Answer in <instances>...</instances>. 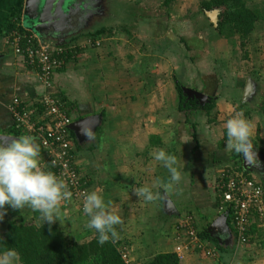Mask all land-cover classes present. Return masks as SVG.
I'll return each mask as SVG.
<instances>
[{"label":"crops","instance_id":"crops-1","mask_svg":"<svg viewBox=\"0 0 264 264\" xmlns=\"http://www.w3.org/2000/svg\"><path fill=\"white\" fill-rule=\"evenodd\" d=\"M23 1L25 5V0H0V144H6L14 137L27 134L16 124L10 110L15 98H19L23 105H36L42 102L45 96L54 95L60 99L65 106L64 109L69 110L70 113H72L70 106L75 105L72 115L73 124L82 123L76 124L75 128L72 126L79 168L83 176L88 178L90 191L95 190L101 193L106 205L121 216L123 223L117 225L116 229L119 228L117 232H120L119 234L122 236L119 235L117 243L127 246L129 243L132 246L136 244L133 250L128 246L133 264H142V258L139 257L141 254H145L143 263L146 264L158 254L175 252V248L179 244L176 240L175 224L181 213H186L183 211L184 208H189L194 213L200 232L209 228L213 221L220 216L216 201L219 171L223 167L234 166V161L237 159L241 161L242 166L244 165V156L226 147L227 143H222L227 140L226 130L225 134L222 133L219 147L213 149L212 154L210 152V156H207V166H203L206 158L205 153L196 154L195 161L191 157L193 164L186 170L182 169V166L187 161L184 162L181 158L177 159L181 181L172 184L169 190L168 185L171 182L169 171L153 158L154 155L149 158V153L151 154L153 149L155 153L160 151L172 137L173 128L168 125H171L172 118L175 116H169L168 113L174 112V109H171L172 112L166 110L167 107L165 108L164 104L167 99L166 86L172 90L176 89L175 78L167 80V78L159 77L160 84L158 86L150 85V79L143 78L144 73H140L147 72L148 65L143 71H140L142 64L139 65V61L136 66L132 67L131 72L137 70L136 75L140 78V88L128 83V81H133L135 72H132V78L123 77L115 67L116 71L111 72L113 75L106 76L108 66H117L116 60L109 59L110 53L105 52L107 49L87 47L88 41H86L84 46L80 45L83 47L82 52L74 56L73 60L69 59L63 69L55 72L51 86L45 85L39 79L38 67L31 65L25 56L16 52L5 33V28L11 19L8 17L11 8L22 6ZM39 40L42 42V39ZM98 41L103 42V39ZM43 42L48 45L55 44L48 41ZM173 44L178 45L176 40ZM88 53L91 56L86 57ZM143 62L145 63L144 60ZM167 65H170L171 67H169L174 71L172 64L168 63ZM109 80L112 81L110 84ZM118 81H127V84L123 82L122 85L117 86ZM221 84L223 83L220 82ZM238 85H236V89L240 91ZM109 86H113L115 89L109 90ZM120 93L124 95L122 101L118 99ZM223 98L220 97L218 100L217 109L227 111V113L235 112L234 101ZM161 99L163 100L162 108L158 102ZM172 103L173 106L178 105L173 98ZM170 108H172L171 105ZM251 125L253 128V152L256 158L249 165L256 166L254 168L257 170L252 169L250 172L264 186V121L257 120ZM152 137H154L153 140ZM206 137L210 141V133ZM36 142L40 146L37 138ZM152 146L156 147L152 149ZM44 159L41 150L40 163ZM156 182H159V186L153 187ZM144 186L152 188L155 194L159 193V196L170 197L173 207L170 204L166 205L165 200L159 199L158 195L159 200L151 202L137 198L134 189ZM172 196L175 198L173 197V199ZM188 200L189 202H187ZM14 210L10 206H5V215L0 220V233L6 232L9 223L17 218L13 214ZM59 215L61 221L57 219L52 224L58 225L65 234L70 235L75 241L85 243V236L93 235L92 239L97 236L94 229L86 227L89 217L72 197L69 200L61 201ZM21 216L27 221H34L38 226L48 224L44 223L39 212L27 207L21 210ZM174 219L176 220L173 223ZM165 223H168L169 226H165ZM155 226H158L159 239L154 246H150L146 240L138 246L135 237L134 243L129 240V237L133 235L139 236L135 229L141 228L142 234H144L145 230L155 231ZM254 231H260V229ZM255 234L257 233L255 232ZM220 235V238L216 237L220 242H225L229 237L224 231H221ZM122 239L127 243H124ZM253 242L260 246L258 252L264 250V243ZM150 253L153 255L151 256ZM249 258L251 261L242 258L238 260H243V264H259L257 261L259 258L254 259L250 256ZM224 259V257L223 259L220 257L217 262L200 251H187L184 253L181 264H226Z\"/></svg>","mask_w":264,"mask_h":264},{"label":"rangeland","instance_id":"rangeland-1","mask_svg":"<svg viewBox=\"0 0 264 264\" xmlns=\"http://www.w3.org/2000/svg\"><path fill=\"white\" fill-rule=\"evenodd\" d=\"M164 1L99 0L97 4L89 5L88 0H81V3L78 4V13L82 15V18L89 9H92V11L96 9V12L94 15H88L82 21L83 26L81 29L67 34L69 37H67L66 43L70 44L76 38L77 45L84 46L86 41L93 42L95 41L92 40L93 38H87L88 34L104 26L108 30H112V33L100 38L99 40L103 39V42L99 46L87 45V47L107 49L105 52L107 54L110 53L109 59L116 60L117 66H108V71L105 73L106 76L113 75L112 73L116 71V68L120 76L123 77H131L132 72H135L133 81H128V83L140 88V78L136 75L137 70L131 72L132 67L136 66L139 61V65L142 64L140 71H143L148 65L147 72L143 71L140 73H144L143 78L150 79V85L158 86L160 84L159 77L172 80L177 75L187 88L193 89L194 93L197 91L204 94V96L197 93H195V96L191 95V99L196 98L198 106L202 107L205 103H208L209 97L214 98L215 106L208 113L201 109L198 112H182L178 110V105H172V98L178 104L177 90H172L166 86L167 99L164 106L165 108L167 107L166 110L174 109V112L171 110L172 113L169 112L168 115H174L175 117L172 118L173 122H171V125H168L173 128L172 137L162 146L164 148L161 150L175 155L177 159L181 158L184 162L187 161L182 166V169L186 170L193 164L191 157L195 161L196 154L205 153L206 158L203 166L206 165L207 156H210V152L212 154L213 149L219 147L222 136L225 134L226 121L236 112H243L245 118L252 121L251 123L253 124L257 120L264 121V16L256 23L255 29L249 38L243 39L239 35H235L228 39L219 35L216 30L217 26L212 22L211 17L207 12L205 13L201 10V2L204 0H174L169 6L165 5ZM246 2L251 8L259 9L264 15V0H246ZM97 13L99 14L96 15ZM77 22L78 20L75 21L73 28L78 26ZM79 32H82L79 34L80 36L77 35L79 37H70L71 34H78ZM180 35L187 40L189 50L184 43L179 42ZM175 40L178 43L177 46L173 44ZM74 43L75 41L72 44ZM86 55V57H89L90 53ZM73 59L71 58L70 60ZM168 63L173 65L174 71L170 68V65V67L167 65ZM90 70L92 69L90 68ZM248 79L252 80L254 88L252 93L245 99L244 93ZM111 82L109 80V84ZM123 82L127 84V81ZM123 82L118 81L117 86L122 85L121 83ZM220 82L223 84L220 85ZM234 84H239L238 88L241 90L236 89ZM113 86H109L108 89H115ZM123 96L120 93L118 99L122 101ZM220 97L234 101L235 112L227 113V111L217 109V102ZM158 102L162 108L163 100H158ZM123 105L125 104L123 103ZM170 105L172 108H170ZM151 121L153 122V120ZM209 133L210 141L206 137ZM222 143L226 144L227 140ZM208 146L210 147L208 148ZM154 147L152 146V149ZM154 154L153 149L152 153H149V158H152ZM151 175L153 176V174ZM155 195H158L159 199H164L166 205L173 203L172 199L167 195L159 196V193ZM179 195L185 196L184 194ZM173 197L175 198V196ZM158 198L155 201L159 200ZM77 202L80 204L79 201ZM183 211L189 212L190 210L189 208H184ZM176 219H174L173 223ZM254 222L253 224H259L258 219H255ZM164 225L169 226L168 223ZM258 228L260 231H255L257 234H252V240L254 239L253 241L257 244H263L264 226ZM135 232H138L139 236L133 235V238L129 237V240L133 243L136 241L138 246L145 240L148 244L150 243V246H154L159 239L158 226H155V231L145 230L144 234H142L141 228L135 229ZM119 235L122 236V234ZM231 235V241L233 242L228 245L229 249L227 250H232L229 252L230 257L225 256L224 262L226 264H243L242 262L245 259L251 261L249 256L254 259L259 258L257 260L258 263L264 264V250L258 252L260 246L254 244L253 241L248 244H238L234 236L235 233ZM92 237L93 235H87L84 237V241L87 242ZM124 243L127 242L124 240ZM135 245L133 244L132 246L129 243L128 246L133 250ZM235 250L236 252L232 253ZM144 255H139L142 258V264H144ZM150 255L152 256L153 254L150 253ZM211 258L216 261L219 260V256ZM241 258L243 260L239 261Z\"/></svg>","mask_w":264,"mask_h":264},{"label":"built area","instance_id":"built-area-1","mask_svg":"<svg viewBox=\"0 0 264 264\" xmlns=\"http://www.w3.org/2000/svg\"><path fill=\"white\" fill-rule=\"evenodd\" d=\"M101 43L102 41L95 40L89 41L88 45L99 46ZM11 45L31 65L38 67L39 79L47 86H51L55 72L63 69L69 60V49L66 46L43 44L32 32H13ZM22 103L19 98H15L10 107L16 124L27 134L37 138L45 157L41 166L64 181L72 193L71 197L79 201L83 209V194L89 192L90 188L76 158L72 116L67 115L62 102L54 95L45 96L38 103L42 110L37 104ZM246 171L251 175L247 167L243 166L239 170L229 165L219 171L217 180L221 215L232 212V225L237 241L241 244L252 241V234L248 232L255 219L259 220L261 227L264 226V186L254 176L249 177ZM175 230L179 243L175 252L181 259H184L187 251H200L209 257H217L212 251L214 246L200 236L194 215L181 214L176 221ZM123 257L130 260L127 252H123Z\"/></svg>","mask_w":264,"mask_h":264},{"label":"trees","instance_id":"trees-1","mask_svg":"<svg viewBox=\"0 0 264 264\" xmlns=\"http://www.w3.org/2000/svg\"><path fill=\"white\" fill-rule=\"evenodd\" d=\"M173 1L174 0H165L164 4L169 6ZM214 9H221V12L218 14V26L216 30L219 35L228 39L235 35H239L243 39L249 38L255 29L256 23L264 16L259 9L251 8L246 0H204L201 2V10L203 12L206 13ZM23 10L24 1L22 6H13L10 10L8 17L11 19L5 28V33L10 42L13 40V32L15 31L22 33L32 32L27 30L22 22ZM111 31L112 30H108L103 26L89 33L87 38L99 40L104 35L112 33ZM74 41L75 43L72 44ZM76 41L77 38L73 40L72 43L64 45L69 49L68 59L77 56L83 50V47L77 45L78 43L76 44ZM180 41L184 43L185 47L189 50L187 40L183 36H180L179 42ZM175 85L179 97L178 110L182 112H198L201 109L208 113L210 109L215 106L213 97H209L208 103H205L202 107L198 106L196 98L194 97L191 99V95L195 96L194 91H192L193 89L187 88L177 76H175ZM37 107H40L42 110L40 104H37ZM62 108L64 109L65 106ZM70 110L72 113L66 110L68 116L73 115L75 105L72 104ZM153 138L154 137H152V140ZM234 167L239 168V170L243 169L242 163L238 159L234 161ZM246 174L248 175L249 173L246 171ZM251 176L253 175L249 174V177ZM216 201L218 208H220V198L218 194H216ZM186 213L194 215L191 211ZM13 214L17 218L9 223L6 232L0 233V250L7 247L15 248L22 258V264H133L131 257L130 260H126L123 257V252H127L130 255L126 244L119 245L117 241H113L110 238L108 242L100 245L97 242L98 234L88 242L79 243L70 235L65 234L58 225L44 224L38 226L34 221L25 220L21 216V210L15 209ZM181 214L183 215L184 212ZM219 214L221 215L220 209ZM232 223V212H228L230 233H235L234 236L235 239H237ZM253 223L248 233L254 235V230L259 229L258 227L261 226ZM200 236L204 241L214 246L212 251L215 255L219 256V258L221 257L223 259V257L229 256L230 253L228 252H230V250H227L229 249L228 245L233 242L230 236L225 242H220L208 232V228L203 229L200 232ZM234 252H236V250L233 251V253ZM181 260L182 259L176 252H168L156 255L146 264H181Z\"/></svg>","mask_w":264,"mask_h":264},{"label":"clouds","instance_id":"clouds-1","mask_svg":"<svg viewBox=\"0 0 264 264\" xmlns=\"http://www.w3.org/2000/svg\"><path fill=\"white\" fill-rule=\"evenodd\" d=\"M252 136V125L243 112H236L226 121L227 147L243 155L249 163L256 158ZM40 155L36 138L29 134H22L6 144H0V220L5 215L6 205L16 210L27 207L39 212L44 223L49 225L60 220L61 201L69 200L72 193L54 172L41 166ZM153 158L169 171L170 190L172 184L181 181L177 157L160 150ZM158 186L159 182L153 185ZM134 191L139 198L149 202L157 198L152 188L147 186ZM83 212L89 217L86 227L94 229L98 234V244L103 245L110 238L113 241L119 239L116 226L123 221L119 214L106 205L101 193L92 190L83 194ZM0 264H22V258L15 248L7 247L0 250Z\"/></svg>","mask_w":264,"mask_h":264},{"label":"water","instance_id":"water-1","mask_svg":"<svg viewBox=\"0 0 264 264\" xmlns=\"http://www.w3.org/2000/svg\"><path fill=\"white\" fill-rule=\"evenodd\" d=\"M88 2L89 5H95L99 0H88ZM80 3L81 0H25L23 11L24 26L27 30L32 31L39 39H42V42L52 41L56 46H64L67 44V37H69L67 34L73 33L74 30L81 29L83 26L82 21H84L88 15H94L96 12V9L92 11V9L88 8L89 10L87 9L88 11L82 18V15L78 13V4ZM220 10L221 9H214L207 12L215 26H218V14ZM98 14L99 13L96 15ZM76 20H78V26L73 28ZM71 28L73 29L69 31ZM81 33L82 32L71 34L70 37H76ZM43 44L46 43L43 42ZM253 88L252 80L248 79L244 93L245 99L252 93ZM195 93L204 96L203 93L197 91H195ZM76 124L82 123L76 122L73 124L74 128L77 126ZM248 165L249 162L244 158V168L248 167ZM171 207H173V203H171ZM221 231H224L228 236L232 237L228 224V213L218 216L208 228V232L213 237L220 238Z\"/></svg>","mask_w":264,"mask_h":264},{"label":"flooded vegetation","instance_id":"flooded-vegetation-1","mask_svg":"<svg viewBox=\"0 0 264 264\" xmlns=\"http://www.w3.org/2000/svg\"><path fill=\"white\" fill-rule=\"evenodd\" d=\"M254 167H256V166H254V165H248V170H252V169H254V170H257V168H254Z\"/></svg>","mask_w":264,"mask_h":264}]
</instances>
